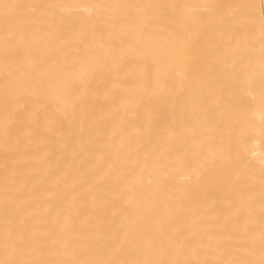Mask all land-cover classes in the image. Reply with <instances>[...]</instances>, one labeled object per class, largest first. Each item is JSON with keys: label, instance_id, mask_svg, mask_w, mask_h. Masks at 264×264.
<instances>
[{"label": "bare ground", "instance_id": "obj_1", "mask_svg": "<svg viewBox=\"0 0 264 264\" xmlns=\"http://www.w3.org/2000/svg\"><path fill=\"white\" fill-rule=\"evenodd\" d=\"M0 264H264V0H0Z\"/></svg>", "mask_w": 264, "mask_h": 264}]
</instances>
